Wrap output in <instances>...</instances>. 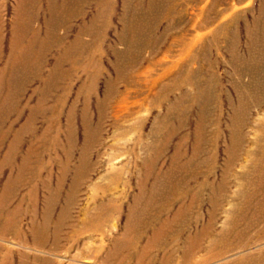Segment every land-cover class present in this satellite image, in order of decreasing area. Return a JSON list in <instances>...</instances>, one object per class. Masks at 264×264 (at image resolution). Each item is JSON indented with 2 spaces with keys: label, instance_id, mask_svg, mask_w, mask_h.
Here are the masks:
<instances>
[{
  "label": "rangeland",
  "instance_id": "1",
  "mask_svg": "<svg viewBox=\"0 0 264 264\" xmlns=\"http://www.w3.org/2000/svg\"><path fill=\"white\" fill-rule=\"evenodd\" d=\"M122 1L108 0L107 2L110 3H107L104 8L105 13L99 17L94 26L88 28L89 31L102 29L100 35L102 40L98 45L99 48H97L100 55L96 64L98 73L92 75L95 79L91 86L92 91L85 96L88 104L87 114L90 119L88 132H91L88 133V136L91 137L88 139L86 148L89 171L73 190L67 209L64 202L65 194L69 191L72 183L85 135L77 118L73 117L71 120V144L68 147L63 135L66 126L64 117L68 105L74 98L78 81L80 82L77 79L84 77L78 73L70 81L71 91L69 90V94L66 96L68 103L61 109L56 125H52L48 130L46 121L36 118L33 122V133L27 134L28 136L25 137L20 136V129L24 125L29 111L37 105L39 92L43 88V81L53 71L54 61L60 54V50L55 49L52 50L53 52L50 51L44 55V64L39 77H42L41 79L27 81L25 74L28 75L31 72L30 69L28 70V66L32 63V59L38 53L39 48L38 44L28 45L30 35H27L25 40L18 41L20 45L16 44L15 26L23 16L36 14V7H41L39 13L42 18L36 24L42 28L44 20L48 18L47 0H24V2L23 0H0V201L9 194V201L6 204L0 203V206L5 207L0 214V257L8 254L9 264H18L20 257L25 264L36 262L38 264H134V262L137 264V258L129 259L119 256L121 253H127V251H122L121 247L128 245L130 246L128 253L129 251L131 253L133 251L139 252L142 248H146V251H151L154 254L168 251L174 253L169 264H196L215 254L230 251L243 243V245L248 244L249 247L247 246L242 254L235 257V264H264V183H262V175L259 171V159L249 163V159L246 158V150L252 148L251 142L256 141L258 136H264V95L260 94L263 93L264 79L259 75L250 78V74L245 68L249 59V50L254 59L257 58L258 61L259 55L264 53V46L263 49H259L257 43L259 40V23L264 22L262 20L264 15L259 20L260 0H219L214 5L213 0H173L178 15L174 17L176 23L172 24L174 26L171 25V29L166 27V25H170L171 17L167 16L165 12L163 15L155 17L144 16L140 13L136 15L138 24L154 21V35L159 37L164 36V34L167 35V38L164 37L165 39L160 41L157 46L158 51L156 50L155 53H151L150 49L145 48L141 53L144 60L135 67L134 73L127 75L130 77L136 73L141 74L143 71L141 79L146 81L157 78L165 68L170 67L177 59L183 61L185 59L183 56H186V48H189V45L194 41L197 42L198 39L200 42L195 45L196 47L194 46L196 48L194 49V66L201 70L200 77L204 78L202 70L205 64L203 63L204 50L202 47L208 46L212 30L218 24H226L232 28L234 33V45L232 46L234 64H230L232 56L227 51L226 43H219L215 47L211 46L210 43L207 47L209 48L207 50L208 63L205 69L214 78L212 90L214 113L212 117H215L213 126L216 128V134L211 139L214 150L203 154L204 156L200 154L198 159L204 158L205 160L211 154L212 159L208 165L213 169L210 181L218 182L220 180L221 169L224 167V163L228 161L224 151L229 145V132L225 125L232 126V120L229 118L235 117L229 107L228 99L233 104L235 111L242 110L239 108V104L245 105L243 108L245 117H243V125L241 126L243 134L241 140L245 146L239 160L232 162V169L228 177L230 185L227 188L229 190L225 189V194L222 195L223 198L221 197L222 204H218L213 212L214 220L210 231L206 229L207 211L210 210V207L207 203L208 191L205 192L207 189L202 184L204 179L198 177V179L188 181L191 180L194 173L192 171L194 160L190 150L193 143L191 138V141H187L188 145L186 144L184 147L188 146L185 156L181 158L177 156L175 161L177 163L171 164L180 138L186 134L190 137L193 133L195 106L191 108L194 110L193 116L189 119L191 127L177 132L172 138V142L170 141V144L168 143L165 147L164 154L158 157L151 171H149L150 164L148 162L151 155V151H148L150 150V142L147 138L152 134L150 131L154 130L152 125L157 112L163 114L165 109L164 107L148 109L144 102H139L137 106L132 105L135 100H139L138 93L142 92V95L149 96L146 87L120 86V97L118 96L115 100L121 98L120 107L123 106L120 109H114V101L109 100L104 104L107 107L103 105L102 112H104H101L104 114V117L101 114L103 119L100 118V122L98 121V112L95 107L100 100H103L106 79L114 77L112 66L116 62L110 53V48L116 47L117 35L123 31V24L119 22V18L124 16ZM20 2L25 3L26 8L28 4L31 5L27 10ZM54 5L53 10L56 12L58 8L56 4ZM86 12V18L83 22L89 21L94 15L95 9L90 7ZM214 12L218 16L215 17ZM212 15L214 16L212 17ZM129 17V13L123 17L126 26ZM83 22H73L69 41L73 39L76 29ZM165 28L169 30L165 31ZM248 35H251V40H249ZM125 36L128 39L127 34ZM13 39L15 41H12ZM89 39L88 37L87 40ZM21 49L23 59L19 55ZM92 51V49L91 52L89 51V55L92 54ZM237 57L238 59H235ZM30 65L32 66V64ZM240 73H242L241 76ZM184 86L187 88V84ZM60 96L63 95L57 91L49 103L54 111L58 110L55 100ZM140 98H142L141 95ZM193 100H196V96ZM185 107L186 104H183L177 111L179 112ZM127 109L130 112L127 113ZM115 110L118 111V119L115 118ZM131 111L133 112L131 113ZM49 117L54 118L55 116L51 117L48 114L45 118ZM96 124L101 126L98 127ZM95 126L97 127L95 128ZM128 127H136L137 130L128 135L130 139L124 142L118 137V134L125 132ZM97 128L101 129L98 131ZM137 135L142 137L140 142L135 141ZM54 142L57 143V146ZM261 142L264 143V138L261 139ZM31 144L37 149L35 148L36 151L33 150L34 152L30 155V161L37 159L39 162L33 171V178L30 180L32 182L26 181L29 175L24 173L14 183L16 185L8 186V179L15 180L17 169L21 166ZM10 146L12 148L10 163L6 164L4 158ZM59 147L64 148L67 152V158ZM171 165H174L173 168ZM254 165L258 166L256 172H252ZM146 167L149 169L147 170ZM170 167L175 170H173L170 190L172 193L174 192V195L176 193L178 195L172 196V201L165 204L164 197L167 189L164 174ZM245 167L248 169L247 171H243L246 169ZM204 169L202 168V170ZM140 172L149 174L144 190L149 196L147 197L148 201L144 210L129 211L128 206L139 192L135 184L139 179L135 175ZM237 173H241L242 176L239 177ZM157 175H159L158 178ZM154 181H159L160 186L155 187ZM242 190L244 194L240 195L244 203L242 201L241 205L230 203V199L239 197L238 193ZM30 191H33L32 197L28 196ZM110 192L115 199H109ZM94 195H97L95 201H93ZM193 195L194 199H197L195 201L199 204V208L194 203L196 206L193 208L194 210L183 212V208L189 206ZM109 200L112 202H109L107 206ZM99 201L103 202L105 207L99 206ZM63 209L66 212L63 213ZM165 209L168 212L167 216ZM106 211L110 213L107 214ZM100 212L105 215L101 214L104 217L98 219L97 216L100 215ZM130 212L136 221V225H133L132 229H138L141 235L135 238H133L134 236L131 237L128 243L121 240L125 228L123 224L131 215ZM96 213L98 214L96 215ZM8 216L9 218H7ZM174 216L176 221H173V224L179 223L181 227H173L172 233L167 237V228H165L169 222L167 218H175ZM58 219L62 220L56 233L57 240L54 242L52 237L54 224L59 221ZM6 221H9L8 228L10 230L8 232L3 231V224ZM222 230H227L230 235L224 242L209 250L210 245L213 246L214 244V236ZM192 235L196 237L193 238ZM117 241L124 243H118L119 247L113 251L112 245ZM118 248L121 251H117ZM182 251L185 252L184 256H182ZM235 254L236 252H230L226 256L234 257ZM160 258L161 256L157 255V257H144L141 260L142 264H160Z\"/></svg>",
  "mask_w": 264,
  "mask_h": 264
},
{
  "label": "bare ground",
  "instance_id": "2",
  "mask_svg": "<svg viewBox=\"0 0 264 264\" xmlns=\"http://www.w3.org/2000/svg\"><path fill=\"white\" fill-rule=\"evenodd\" d=\"M107 1L108 0H47L48 18H46L44 20L43 26L39 23L42 26V28H39V26H37V24H36L38 22V20L40 18H42L40 13H39L41 7H36V10H37L36 14H27L23 17L21 16L22 18L20 21H18L19 23H17V24L15 23L16 24V26H15L16 31L14 33L17 34L16 35L17 36L16 44L18 43V41L25 40L27 35H30V40L28 42V45L34 46L35 44H38V48H39L38 53L32 59V63H30V64H32V66L30 64L28 66V70L30 69L31 72L28 73V75H27V73L25 74L26 75L25 79L27 81L35 80V79H41L42 77L41 78H39V77L41 74L40 72L42 70V66L44 64V62H43L44 61V55L47 52H50V51L55 50V49L60 50V52H59L60 54L57 56V58H55V61H54L55 65H54L53 71L51 73L49 72L50 74L43 81V85H42L43 88L39 92V100H38L37 105L29 111V114L26 117V121L20 129V136L25 137L27 134L33 133V131H34L33 130V128H34L33 122L35 121L36 118H39L42 121H46V128H48V130H49V127L51 128L52 125H56V122L58 119L57 117H58V115L61 114V109L64 106H66V103H68V102H66L67 101L66 96H67V94H69L68 91L70 90V81H72L73 78L78 73H81L84 77L83 79H79V78L77 79V80H80V82L78 81L79 84H78V87L74 93L75 94L74 98H73L72 102L70 101L71 103L68 105V107L66 109L65 117L63 116L65 118V122H66V126H65V130L63 131V135H64V139H65V142H66L68 147L71 144V132H72L71 120L73 117L77 118L79 124L81 125V127L84 131V135H85L84 141H83V147L81 149V153H80V156L78 159V165L74 170V174H73L74 176H73L72 183L69 187V191L65 194L64 202H65V207L67 209H68V205H69L70 200H71V194H72L73 190L75 189V187H77L76 185L80 182V180L89 171V162H88V157L86 155V152H87L86 148H87L88 142H89L88 139H89V137H91V136H88V133H91V132H88V130L90 129V128H88L90 119L88 118V114H87L88 104H87V101L85 100V98H86L85 96L90 91H92L91 86L93 85V83L95 81V79L92 77V75L93 74L95 75V73H98V69L96 67V64L98 63L97 60L100 57V55L97 52V50H98L97 48H99L98 45L101 43V40H102V39H100V37H101L100 35L102 34V32H101L102 29L99 28V31L98 30H95V31L90 30L89 31L88 28L91 26H94L95 23L97 22V20L99 19V17L105 13L104 8L106 7L107 3H110ZM132 1L134 2L133 4H132ZM23 2H24V0H23ZM35 2H37V1H35ZM217 2H219V0H213V5L216 4ZM21 4L23 6L25 3L24 4L21 3ZM54 4H56V7L58 8V9H56L57 10L56 12L53 10V6H55ZM29 5H31V4H28L27 8L29 7ZM39 6H40V4H39ZM90 7L95 9V13L89 19V21L83 22L86 18V13H87L86 11ZM25 8H26V6H25ZM25 8H23V10H25ZM122 11H124V16L127 13H129L130 19H129L128 25L126 26V24H124V22H123V20L125 19V18H123L124 16L119 18V22L124 25V27L122 25L123 31H121L120 35L119 34L117 35V42L118 43H117L116 47L110 48V53L116 62V64L112 66L113 72H114V77H108V79H106V81H105V84H104L105 90H104V94L102 96L103 100L102 101L100 100L99 103L95 107V109H97L96 111L98 112L97 114L99 117V119H98V117H97V119L100 122L101 114L104 112V111L102 112V109L106 106L104 104H106V102H109V100L114 101V103H113L114 109H120L123 106L122 105L120 107V103H122L121 98H119V100H115L116 98H118V96L120 94V86H124V87L135 86V87H139V88L140 87L142 88L143 86L146 87L148 90L147 92H148L149 96L146 97L144 94L142 95L141 94L142 92L138 93L139 100L138 99L135 100V102H133L132 105L137 106L139 102L140 103L144 102V105H146V107L148 109L155 108V107L156 108L164 107V109H165L163 114H160V112H157L155 119L153 121V125H152V127L154 126V128H153L154 130L150 131V132H152V134L147 138L148 141L150 142V146L148 144L150 150H148V151H151V155H150L148 162L150 164V170L149 171H151V170H153V167L155 165L156 160L158 159V157H160L161 155L164 154L165 147L172 140V138L177 134V132L182 131L183 129H185L187 127L188 128L191 127L189 125V119L191 118V116H193L192 114L194 112V110H191V108H192V106H195L196 110H195V116H194L195 120H194V125H193V133L190 137L188 134H186L180 138L179 143L177 145V148H175V152H174L175 154H174V157L171 161V164L177 163V162H175L177 156H178V158L185 156L186 148L188 146L186 148H184V147L186 146L187 141L190 140V138H191L193 143L191 144L192 147L190 150L192 151L191 155H192V159L194 160L193 161L194 164H192L193 165L192 171H194V173H193V177L191 178V180H188V181L190 182L193 179H198V177H202L204 179L202 184H204L205 189H207L205 192L208 191L207 203L210 207V210L207 211L206 229H208L210 231L211 224L213 223V220H214L213 219V217H214L213 212L215 211V208L218 204H222L221 197L223 198L222 195L225 194V189L230 185L228 177H229V174H230L231 169H232L231 168L232 162L233 161L236 162L239 160L241 153L243 151V148L245 146V144L243 143V140H241V137H243L241 126L243 125V120H244L243 117H245L244 111H243V108L245 107V105H243V103H242V105L239 104L240 105L239 108H241L242 110L235 111L233 106H232L233 104H231V102H229V99H228L229 107L231 108V110L233 111V113L235 115V117L229 118L232 120V126H230L228 124L225 125V128L229 132V145L226 147V150L224 151L226 156H227L228 161L224 163V167L221 169V173L219 175L220 180L218 181L216 179L218 182H216L215 180L210 181V177H211L212 170H213L212 167L208 166L211 159H212L211 154H209V156L206 157L205 160H204V158L201 157L203 159V161H201L202 159L201 160L198 159L200 157V154L203 155V154L208 153V152L210 153V151L213 149V142L211 141V139L216 134V128H215V126H213V120L215 117L214 118L212 117V115L214 113V108L212 107V104H213L212 90H213V86H214V78L211 75H209L207 70L205 69V67H207L206 64L208 63V61H207L208 60L207 59V57H208L207 50H209V48H207V47L209 46L210 43H211L210 45L214 46V47L219 43H226L227 51L232 56V49H233L232 46L234 45V33L232 31V28H230V26L226 25V24L225 25L224 24H222V25L218 24L214 27V29L211 32V37L209 39L210 42L208 43V46L202 47L204 51H203V55L202 54L201 55L203 56V63L205 64L204 69L202 70V72L204 73V78L200 77L201 70L198 67L196 68L194 66L195 65L194 49H196V48H194V46L196 44L198 45V42H200V40L198 39L197 42L191 41L192 43L189 45V48H186V56L182 55L183 57H185V59L183 61H182V59H180L181 60V62H180V60L177 59L173 64H171L170 67L165 68L163 73L160 74L157 78L146 81L145 79L144 80L141 79V77L144 73L143 71L141 74L136 73L133 76L131 75L130 77H127V75L134 73L135 67L139 66L141 61L144 60L141 56L142 51H144L145 48H148V49H150L151 53L152 52L155 53L156 50L158 49L157 48L158 44L160 43L161 40L165 39L164 37H166L167 35L164 34V36H162V37L154 35L155 34V30H154L155 23H154V21L151 19H148L151 21H147V22H143V23L138 24L136 22V15L138 13H140L141 15H144V16H154L155 17L157 15L161 16L165 12L167 16L171 17L169 20L170 25H168V26L166 25V27L171 29V25L176 23V21L174 20V17L176 15H178L177 7L175 6V3L173 2V0H163V1H161V0H123L122 1ZM214 14H215V17L218 16L216 12H214ZM263 15H264V0H260L259 20L261 19V17ZM127 16H129V15H127ZM213 16L214 15H212V17ZM145 20H146V18H145ZM262 20H264V17ZM81 21L83 22V23H81L82 25H80V26L78 25L79 27L77 29H76L77 26L75 27L76 32L74 31L75 33L73 35V39L71 41H69L68 38L70 37V33L72 32L73 22H81ZM172 26H174V25H172ZM168 30H166V28H165V31H168ZM249 32L250 31H248V33ZM126 34H127L128 39L125 38ZM248 36L250 38L249 40H251V35H248ZM71 37H72V35H71ZM88 37L90 38L89 40H87ZM12 41H15V40L13 39ZM66 41H68V42H66ZM257 43L259 44V49H263L262 47L264 46V22L259 23V40L257 41ZM18 44L20 45V43H18ZM251 44H252V41H251ZM187 46H188V44H187ZM15 48H16V45H15ZM36 49H37V47H36ZM91 49L93 51H92V54L89 55V51L91 52ZM167 51H169V50H167ZM167 51H165V52L168 53ZM249 51H248V58L249 59H248V62L246 63L245 68L249 72L250 78H252V77L255 78L259 75L264 79V53H261L259 55V61H258L257 58L254 59L253 54H250L251 51L250 52ZM184 53H185V51H184ZM22 54H23V52L21 49V53L19 55L23 59ZM165 58H166V56H165ZM15 59H17V58L15 57ZM233 59H234V57L232 56L231 57V63H230L231 65L234 64L233 61H235V60H233ZM235 59H238V57ZM158 61H159V59H158ZM147 66H148V64H147ZM151 67H153V66H151ZM235 74H237V73H235ZM241 74L242 73H240L239 75L241 76ZM185 84H187V88H185V86H184ZM261 88H262V86H261ZM263 88H262L263 93H260V94L264 95ZM124 90H126V89H124ZM57 91H58V93H61L63 96L56 98L55 103H56V107L58 108V110L54 111L52 109V107L49 105V103L53 100L54 94ZM260 91H261V89H260ZM140 95L142 98H140ZM194 96H196L195 101L193 100ZM183 104H186V107L181 111L179 110V112H178L177 111L178 108ZM103 105H104V107H103ZM23 109H24V107H23ZM133 111H131V113ZM238 111H239V113H237ZM128 112H130V111L128 110L127 113ZM117 113H118V111L115 110V118L116 119L119 118L117 116ZM18 114L20 115V113H18ZM48 114L51 115V117H54V116L55 117L54 118H50V117L45 118L46 115H48ZM102 115H103L102 117H104V114H102ZM101 119H103V118H101ZM234 124H236V125L234 126ZM96 125H98V127L101 126L99 124H96ZM96 127L97 126H95V128ZM97 129L99 131L101 128L100 129L97 128ZM48 130H46V131H48ZM136 130H137L136 127H128L125 130V132H122V133L119 132L120 134H118V137H120L125 142V141L130 139L128 135H130L131 133H133V131H136ZM47 133H49V132H47ZM118 137H116V138H118ZM258 138H259V141H258ZM263 138H264V136H261V137L258 136L256 141L251 142L252 148L248 151L246 150V158L249 159V163L255 162L259 159V171L261 172V175H262V183H264V143L262 144V142H261V139H263ZM141 140H142V137L140 135H137V137H135L136 142H140ZM32 142H34V141H32ZM55 144L57 146V143H55ZM21 145H23V144H21ZM35 148L36 147L32 144L28 147L27 154H26L25 158H23L21 166L17 169V176L15 177V180L12 181L13 179L11 180L9 178L8 179V181H9L8 186H11L12 184L16 183L17 180L20 178V175H22L24 173L29 175L28 179L26 180L28 183L33 178L32 177L33 171H34V169L37 168L38 163H39L37 159L33 160L32 162L30 161V159H31L30 155H32V152H34L33 150L36 151V149H37V148L36 149ZM59 149H61V148L59 147ZM11 151H12V148L10 146L8 151L6 152V155L4 158V162H7L6 164L10 163L9 160L11 158L10 157ZM61 151L63 152V155L65 156V158H67L68 154H67V152H65L64 148L61 149ZM146 164H148V163H146ZM190 164H191V162H190ZM174 165L176 166V164H174ZM174 165H171V167L173 168ZM171 167L164 174V177L166 180L165 187L167 189L166 193H165V197H164L165 204L166 203L169 204L170 203L169 201H172L171 200V198H173L172 196L178 195L177 193L174 195V192L172 193V191L170 190L171 189L170 184H171V179H172L173 170H174ZM201 167L205 168V169L202 170ZM257 167L258 166H255V165L252 166V172H256L258 170ZM148 169L149 168H147V170ZM12 170L14 171V169H12ZM244 170L247 171L248 169L246 168V169H243V171ZM37 175L39 176V174H37ZM237 175L239 177L242 176L241 173H237ZM246 175H247V173H246ZM25 177H26V175H25ZM34 180H35V178H34ZM22 181H23V179H22ZM183 181L185 182V179H183ZM260 183H261V180H260ZM14 185H16V184H14ZM21 186H25V185H21ZM47 191L49 193V189ZM32 193H33V191H30L28 196L32 197ZM107 194H108V192H107ZM240 194H244V191L243 190L239 191V193H238L239 197L237 196V198H235V199H230V203H233V205H241L242 199H241ZM109 196H110L109 199H115L114 195L111 192H110ZM31 199L32 198H30V200ZM95 199L97 200V195H94L93 201H95ZM195 200H197V199H194V195H193L191 202L188 204L189 206L184 207V208L182 207L184 209L183 212L191 211V209L196 208V206H197V208H199V204H197ZM8 201H9V194L5 195V197L1 199L0 203L6 204V202H8ZM32 201H33V199H32ZM109 202H110V200L108 201L107 206L109 205ZM197 202H199V201H197ZM242 202L244 203V201H242ZM95 203H97V202H95ZM194 203H196V206L194 205ZM99 206L105 207L103 202H100ZM3 208H5V207L0 206V214H1V212L4 211ZM31 208H32V206H31ZM161 211L163 212V210H161ZM62 212L64 213L66 211L63 209ZM102 212H100V215L97 216L98 219H100L101 217H104L102 215H105V214H102ZM165 212H166L165 214L167 216L168 212L166 209H165ZM106 213L108 214L110 212L106 211ZM97 214L98 213H96V215ZM181 215H183V214H181ZM9 216H10V214H9ZM9 216L7 218H9ZM173 219L176 220V217ZM61 220L62 219L57 221V223L55 222V224H54V233L52 236L54 242L57 240L56 233H57V230H58L59 225L61 223ZM183 223H184V221H183ZM87 224H85V226H88ZM8 225H9V221H6L3 224V227H4L3 231L4 232H8L10 230L8 228ZM173 226L174 227L175 226L181 227V225L178 223H176L175 225H172V223H169L165 227V228H167V230H166L167 235H168L167 237H169V235L172 233ZM96 230H99V229H96ZM229 235L230 234L227 232V230L226 231L222 230L221 232L216 234L214 236V242H213L214 244H213V246L210 245L211 248L209 250L214 249L215 246L224 242ZM240 245L232 248L230 251L222 252V253L217 254V255L215 254L214 256H212L210 258H207L205 260H201L197 264H235V257L242 254L244 249L248 246V244L243 245V243L241 246ZM230 252H236L234 257L233 256L231 257L229 255L226 256ZM8 257H9L8 254L0 257V261H1L0 264H9ZM18 264H25L21 260V257L19 258ZM34 264H38V263L36 262Z\"/></svg>",
  "mask_w": 264,
  "mask_h": 264
},
{
  "label": "crops",
  "instance_id": "3",
  "mask_svg": "<svg viewBox=\"0 0 264 264\" xmlns=\"http://www.w3.org/2000/svg\"><path fill=\"white\" fill-rule=\"evenodd\" d=\"M135 177L136 178H138L139 180H137L136 182H135V184H136V187H137V189L139 190V192H138V194L134 197V199L132 200V202H131V204L128 206V209H129V211H134V210H136V209H139V210H144L145 208H146V203H147V201H148V198L147 197H149L147 194H146V192L144 191L145 190V186H146V184H147V181H146V178H149V174H147V173H145V172H140V173H138L137 175H135ZM159 177V175H157V178ZM154 185H155V187H159L160 186V182L159 181H154ZM131 213V212H130ZM132 213H131V215L125 220V222H124V229H123V237H122V240L121 241H126V242H128L129 243V241H130V239H131V237H133V238H135L136 236H140L141 234H140V232H138V229L136 230H133L132 229V226L133 225H136L135 224V220H134V218L132 217ZM171 219V220H170ZM167 218V220L169 221L168 223H167V225L169 224V223H172V225H175V224H173V221H176L175 219L173 220V218L171 217V218ZM141 223H143V222H141ZM179 224V223H178ZM166 225V226H167ZM174 227V226H173ZM131 228V229H130ZM143 235V234H142ZM170 236V235H169ZM193 237V236H192ZM194 237H196V236H194ZM193 237V238H194ZM124 242H118L117 241V243L115 242V243H113V245H112V250L113 251H115L116 250V248L117 247H119V244L118 243H124ZM122 248V251H127V253H121L119 256H123V257H128L129 259L130 258H134V259H136L137 258V261H136V263L138 264L139 262V264H142V260H141V258H144V257H157V255L158 256H161V258H160V264H169L170 262H171V257H173L174 256V253H169L168 251L167 252H164V253H157V254H154L153 252H151V251H146L147 249L145 248V249H141L139 252H135V251H133V253H131L130 251H129V253H128V249L130 248V246H124V247H121ZM117 251H121L119 248H118V250ZM185 255V252H183L182 251V256H184ZM164 260V261H163ZM167 260V261H166ZM167 263H166V262ZM200 262V261H199ZM198 262V263H199ZM134 264H135V262H134ZM197 264V263H196Z\"/></svg>",
  "mask_w": 264,
  "mask_h": 264
}]
</instances>
